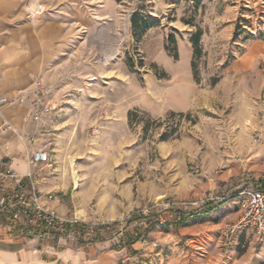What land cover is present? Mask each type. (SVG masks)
<instances>
[{"label": "rangeland", "instance_id": "rangeland-1", "mask_svg": "<svg viewBox=\"0 0 264 264\" xmlns=\"http://www.w3.org/2000/svg\"><path fill=\"white\" fill-rule=\"evenodd\" d=\"M135 12L153 25L134 31ZM89 18L28 103L51 158L38 184L112 224L114 264H264L250 228L223 245L234 195L264 182V0H114Z\"/></svg>", "mask_w": 264, "mask_h": 264}, {"label": "crops", "instance_id": "crops-1", "mask_svg": "<svg viewBox=\"0 0 264 264\" xmlns=\"http://www.w3.org/2000/svg\"><path fill=\"white\" fill-rule=\"evenodd\" d=\"M33 2L42 10L31 18ZM113 2L0 0V97L12 98L19 92L29 91L37 79L49 81L68 42L80 29L87 31L86 26L92 24L91 11L96 10L103 17ZM32 126L28 103L0 106V166L6 164L19 175L27 172L24 147L18 135L30 136ZM38 167L33 171L39 190L54 196L46 201L47 205L60 214H67L68 204L59 201L49 186L38 184ZM120 252L108 247L100 234L27 241L0 233V264H114Z\"/></svg>", "mask_w": 264, "mask_h": 264}, {"label": "built area", "instance_id": "built-area-1", "mask_svg": "<svg viewBox=\"0 0 264 264\" xmlns=\"http://www.w3.org/2000/svg\"><path fill=\"white\" fill-rule=\"evenodd\" d=\"M30 7V16L34 18L42 7L36 2ZM47 88L41 80H35L29 91H22L12 98L0 97V106L4 104L29 103L34 97L46 94ZM15 131V130H14ZM24 147V159L27 172L17 174L6 164L0 166V233L20 238L22 240L45 241L59 238H77L82 236H97L104 230L110 229L109 222H91L78 217L76 214H60L49 207L47 200L53 199V194H43L35 181L33 168L50 162V154L44 148L34 147L33 138L18 135ZM262 181V180H261ZM253 182L245 189L239 190L234 196L238 197L239 215L237 219L225 227L223 245H230L235 236L246 228L256 234V239L264 238V182ZM3 183H7L3 186ZM174 205V203L172 204ZM153 209V208H152ZM151 208L133 212L124 221L137 216H148ZM124 221H120L121 223Z\"/></svg>", "mask_w": 264, "mask_h": 264}, {"label": "trees", "instance_id": "trees-1", "mask_svg": "<svg viewBox=\"0 0 264 264\" xmlns=\"http://www.w3.org/2000/svg\"><path fill=\"white\" fill-rule=\"evenodd\" d=\"M130 20H131V24H132L134 31L144 30L147 27L153 25V23L150 24V22H148L147 17H145L144 15H141L137 12L132 14ZM200 35H201V33L197 32L191 38L192 43L194 45V55H196V56L200 54V47H199ZM212 210H213V208H206L201 213L202 214L210 213ZM183 220H184V218L182 219V221Z\"/></svg>", "mask_w": 264, "mask_h": 264}, {"label": "bare ground", "instance_id": "bare-ground-1", "mask_svg": "<svg viewBox=\"0 0 264 264\" xmlns=\"http://www.w3.org/2000/svg\"><path fill=\"white\" fill-rule=\"evenodd\" d=\"M79 214H80V212L78 211V212H77V215H79Z\"/></svg>", "mask_w": 264, "mask_h": 264}]
</instances>
